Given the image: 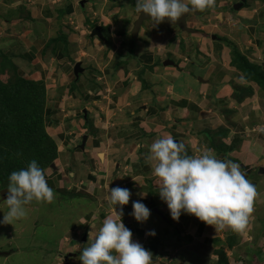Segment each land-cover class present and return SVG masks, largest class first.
Segmentation results:
<instances>
[{
  "label": "crops",
  "instance_id": "crops-1",
  "mask_svg": "<svg viewBox=\"0 0 264 264\" xmlns=\"http://www.w3.org/2000/svg\"><path fill=\"white\" fill-rule=\"evenodd\" d=\"M139 16L136 0H0V63L45 85L57 147L43 168L53 201L31 202L36 212L12 224L0 207V264L35 250L38 264H83L90 237L120 219L117 186L132 192L122 220L152 264H264V0H215L187 14L185 29L146 20L134 37ZM168 135L189 156L208 148L241 165L258 192L244 231L172 219L149 160ZM137 200L147 222L131 215Z\"/></svg>",
  "mask_w": 264,
  "mask_h": 264
},
{
  "label": "clouds",
  "instance_id": "clouds-1",
  "mask_svg": "<svg viewBox=\"0 0 264 264\" xmlns=\"http://www.w3.org/2000/svg\"><path fill=\"white\" fill-rule=\"evenodd\" d=\"M215 0H136V10L148 14L156 24L165 18L172 22L190 12H203ZM149 160L153 173L160 178L159 195L175 221L190 214L215 228L244 231L253 212L257 188L246 178L239 163L219 159L212 149L205 148L198 156H189L183 143L171 135L157 138L150 146ZM7 188L8 212L3 223L27 217V205L35 201L51 203L54 190L48 185L46 170L32 160L26 169L14 171ZM132 192L119 186L110 189V202L121 206L119 217H108L79 259L83 264H152V253L139 242L122 220L123 207L129 204ZM131 215L140 223L147 222L151 210L141 201H133ZM155 236L153 230L149 233Z\"/></svg>",
  "mask_w": 264,
  "mask_h": 264
},
{
  "label": "rangeland",
  "instance_id": "rangeland-1",
  "mask_svg": "<svg viewBox=\"0 0 264 264\" xmlns=\"http://www.w3.org/2000/svg\"><path fill=\"white\" fill-rule=\"evenodd\" d=\"M0 60H4V58L1 56ZM6 60L8 59L6 58ZM5 63H0V173L2 172L4 176L2 182L4 185L0 183V207L6 205L3 189L8 188L5 185L9 186L11 173L21 170L17 164L10 160H27L37 157L40 153L42 155L44 151H48L51 143L55 144L45 130V85L40 81L36 82L19 76L17 67L13 66L12 68ZM8 147L16 148L10 150ZM41 202L34 200L32 203L42 204ZM27 209L28 212H36L28 207ZM52 220H55V213ZM66 223L64 224L66 225ZM42 228V226L38 228L40 235H42ZM60 228L57 227L56 234L51 229L46 230L45 237L56 241ZM37 252L39 251L35 250L32 251V254L25 252L21 256H16L14 264H27L30 261L29 264H38V260H32L30 256ZM2 261L0 260V263ZM6 264H12V259Z\"/></svg>",
  "mask_w": 264,
  "mask_h": 264
},
{
  "label": "trees",
  "instance_id": "trees-1",
  "mask_svg": "<svg viewBox=\"0 0 264 264\" xmlns=\"http://www.w3.org/2000/svg\"><path fill=\"white\" fill-rule=\"evenodd\" d=\"M8 148H10V150H13V148H16V147H8ZM56 151H57L56 145L51 143L50 149L48 151H46V152L44 151V153L42 155H41V153L40 154L38 153L39 156L37 155V157H31V158H29L27 160L11 159L10 161H13L21 169H26L29 166V164H30V162L32 160H36L40 167L45 168V167L49 166L51 164V162L53 161V159H54V157L56 155ZM3 181H4V176H3L2 172H1L0 173V183H2ZM5 186L8 187L7 185H5Z\"/></svg>",
  "mask_w": 264,
  "mask_h": 264
},
{
  "label": "water",
  "instance_id": "water-1",
  "mask_svg": "<svg viewBox=\"0 0 264 264\" xmlns=\"http://www.w3.org/2000/svg\"><path fill=\"white\" fill-rule=\"evenodd\" d=\"M186 15L184 14L179 20L172 22L169 18H165L164 21L162 23L166 24V25H178L179 27H181L182 29L186 28ZM146 20H152V18L148 15L145 14L143 12L140 13V16L138 17V19L135 21L134 24V30H133V36L137 37L138 36V32L141 29L143 23ZM93 34H98L99 36L102 37L101 35V28L100 26H97L94 31ZM79 67V64L77 65V68ZM8 192H7V188L3 189V197L7 198ZM5 254L4 251H0V255Z\"/></svg>",
  "mask_w": 264,
  "mask_h": 264
}]
</instances>
